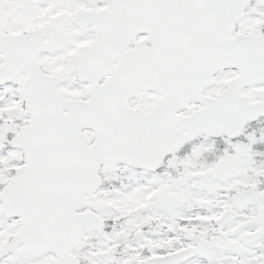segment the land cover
Instances as JSON below:
<instances>
[{
  "label": "snow or ice",
  "instance_id": "snow-or-ice-1",
  "mask_svg": "<svg viewBox=\"0 0 264 264\" xmlns=\"http://www.w3.org/2000/svg\"><path fill=\"white\" fill-rule=\"evenodd\" d=\"M0 264H264V0H0Z\"/></svg>",
  "mask_w": 264,
  "mask_h": 264
}]
</instances>
